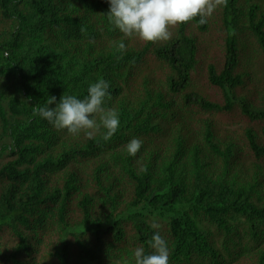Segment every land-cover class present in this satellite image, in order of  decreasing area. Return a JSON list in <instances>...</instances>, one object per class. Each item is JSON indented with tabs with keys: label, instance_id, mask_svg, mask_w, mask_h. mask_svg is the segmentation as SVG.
<instances>
[{
	"label": "trees",
	"instance_id": "obj_1",
	"mask_svg": "<svg viewBox=\"0 0 264 264\" xmlns=\"http://www.w3.org/2000/svg\"><path fill=\"white\" fill-rule=\"evenodd\" d=\"M213 2L146 42L107 0H0V264H134L153 222L169 264H264V0ZM97 80L111 138L33 115Z\"/></svg>",
	"mask_w": 264,
	"mask_h": 264
},
{
	"label": "clouds",
	"instance_id": "obj_2",
	"mask_svg": "<svg viewBox=\"0 0 264 264\" xmlns=\"http://www.w3.org/2000/svg\"><path fill=\"white\" fill-rule=\"evenodd\" d=\"M107 3L109 23L124 37H138L146 42L167 40L171 36L170 26L196 18L199 24H206L216 7L213 0H107ZM116 47L123 50L126 45L121 40ZM108 90L107 81L97 80L89 84L83 99L63 95L57 101L55 96H50L43 106L35 108L33 115L74 136L83 132L92 138L103 130L104 138L109 139L119 128L120 118L115 109L104 107ZM53 104L55 107H50ZM142 143L141 139L133 137L126 144L127 153L135 156ZM151 228L154 231L148 243L152 251L136 247L132 253L134 264H169V244L159 231L160 224L153 222Z\"/></svg>",
	"mask_w": 264,
	"mask_h": 264
}]
</instances>
